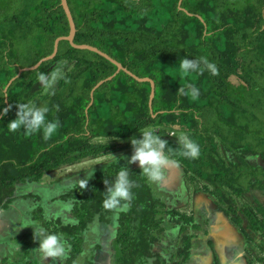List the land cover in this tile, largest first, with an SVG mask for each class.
I'll use <instances>...</instances> for the list:
<instances>
[{"label":"trees","instance_id":"obj_1","mask_svg":"<svg viewBox=\"0 0 264 264\" xmlns=\"http://www.w3.org/2000/svg\"><path fill=\"white\" fill-rule=\"evenodd\" d=\"M4 2L0 0V13L6 10ZM25 2L28 18L17 11L8 19L6 30L0 29V107L11 105L6 113H0V208L6 209L13 201L17 185L39 182L45 174L64 165L112 148L110 144L93 143L95 138L126 139L145 128L161 127L185 132L198 144L199 155L195 158L179 154L182 149L177 139L167 141L164 150L186 175L205 182L204 189L227 215L237 213L233 223L244 236L249 237L239 212L251 231L264 233V203L254 210L247 206L243 213L234 207L230 194L241 195L251 188L264 190V167L259 170L246 158L249 154L262 158L259 150H264L260 127L252 125L264 110V0H182L180 6L179 0H68L77 30L75 43L97 47L136 76L151 78L155 84L151 106L150 82H140L124 71L92 95L94 86L114 75L117 67L95 52L72 47L68 41L59 43L53 59L22 72L5 92L19 69L49 56L55 40L67 36L70 30L61 0ZM201 56L216 65L217 74L205 69L181 77L179 60ZM62 63L73 66L51 86L52 94L44 95L37 73L47 75ZM232 75L245 85H234L229 80ZM190 84L199 89L196 100L177 91L179 86ZM28 102L46 105V119L59 122L56 133L47 140L41 131L29 136H24L22 128L8 131L6 124L16 116V103ZM228 134L239 138L227 142L223 138ZM251 135L257 136L255 142ZM216 138L226 151L224 157L219 155ZM120 167L110 163L105 175L95 174L96 180L86 182L84 187L83 182L74 186L62 198H74L75 211L100 214L106 222L101 212L111 209L103 206V200ZM128 173L131 199L126 202L128 210L119 218L115 243L122 252L116 264H135L138 257L150 254L148 243L155 237L149 233L161 226L157 208H165L153 196L144 174L137 170ZM246 174L250 183L237 187ZM94 209L99 212L94 213ZM33 211L35 220L50 233L68 238L91 222L84 215L79 218L80 228L63 225L59 219L47 221L41 207ZM167 213L186 223L193 222L192 216L177 210ZM79 237L77 243L71 240L74 257L82 248L79 244L83 239ZM38 238L33 231L16 236L22 242L23 260L19 264H33V246ZM185 240L177 264H185L190 258L192 236H185ZM157 258L154 264H160ZM257 260L264 262V257ZM68 264L74 262L69 259Z\"/></svg>","mask_w":264,"mask_h":264},{"label":"rangeland","instance_id":"obj_2","mask_svg":"<svg viewBox=\"0 0 264 264\" xmlns=\"http://www.w3.org/2000/svg\"><path fill=\"white\" fill-rule=\"evenodd\" d=\"M4 1L5 2L3 6L6 8V10L3 13H0V29L4 30L5 27H8L7 26L8 19H10L11 15L13 13H16L17 11H18L19 16H24L28 18V13L26 12L28 7H27V3L25 2V0L24 1L23 0H4ZM255 63L256 65L259 64L258 61H256ZM72 66H73V63H62L60 66V70L64 73L70 70ZM261 72L264 73V70H262ZM261 77L264 82V75H262ZM229 80L234 85H237V86L245 85L244 82L235 75H232ZM55 84L56 82L52 86H54ZM43 93L44 95L47 94V92L45 91ZM258 114H259V118L257 122L253 123L252 125L257 128L260 127V133H261L260 135L261 136L263 135L264 137V110L260 111ZM150 128L155 129L156 134L159 135L160 139L165 142L168 141L169 139L178 140L180 133H184L186 135L185 132H182L180 130L172 131L169 128H161V127L160 128L150 127ZM140 135H141L140 132H138V133H135L132 137L140 138ZM234 138H239V137L236 135L233 136V135L228 134L223 138V140L228 142ZM250 138L253 141L255 138H257V136L251 135ZM216 141L219 143V155L221 157H224L226 151L224 150L223 145H221L219 139L216 138ZM92 142L95 144H100V143L110 144L112 145V148L105 152L100 153L99 155L83 159L82 161L78 163L64 165L50 173L45 174L39 182L35 181L32 183H22V184L17 185V193L15 197L13 198V201L6 208L5 212L4 211L0 212V241H2V239L4 238L3 242L0 243L1 245L6 242H12L13 245H10V247L13 246V249L11 250L16 249V254H18V256L20 257V255L23 254V252L19 254L20 252L19 247H20V244L22 247V242L15 240L16 234H19L25 231L30 232L32 230H38L39 232L38 231L37 232L40 234L41 229L44 231L45 234L49 233L48 231L43 229L41 226L39 227L40 225L39 221L35 220L33 216L32 207L34 208L38 199H42V202L44 204L43 205L44 215L48 216V218L61 220V223L63 225L64 224H75L77 223L79 218H83L84 215L88 217L89 221L90 220L94 221L96 219L95 216H91L89 212H86L84 209H82L81 211H75L74 206L72 209V204L70 201H65L66 203H62L64 202V200H62L61 202L59 200L60 199L59 196L60 195L62 196L68 190L84 182L85 180L86 182L90 180H94L95 174L97 173H101L105 175L107 173V168L109 167L110 163L120 164L122 165V168H125L127 171L137 170L138 172L142 173L141 168L138 165V162H129L128 160V157H130L133 152V145L130 143V138L123 139V138L101 137V138H95ZM259 143H262V141ZM259 151L260 153H263L262 158H260V155L253 156L250 154L247 155V157H248V160H250V162L252 163V165L257 166L259 170L263 171V169H260V167H264V150L261 149ZM177 163L176 165L180 166L179 163L178 164ZM169 167H170L171 172H175V170L172 168L171 165ZM162 171H163V175L159 181H148V186L151 188L152 194L155 198H158V195H155L157 194L156 193L157 190L158 189L162 190L161 188L162 185L163 184L165 185L166 179L169 178L170 172L168 171L165 165L162 167ZM89 174L91 175L88 176ZM249 177H250L249 174H246L245 179L243 180L240 179V181L237 182V187L243 183L246 185L249 184L250 183ZM204 185H206L205 182L198 180V179H193L190 174L184 175L181 173V176L179 175L177 179L172 181L171 190L169 191V193L171 195H174L177 193L178 196L182 197L181 191L179 189L182 187V190H183L182 194H186V192H191L190 194L192 195V198L194 200L195 197H193V195L195 194V191H197L198 188ZM176 188L179 190L176 191L175 190ZM224 188L226 187L224 186ZM230 194H231L232 199L235 201L233 202L234 207H236L238 210H241V212L243 213L247 209V206L250 207V209L254 210L257 204L264 203V190L251 188L249 191L241 195H235L234 193H231V192ZM215 199L216 198H214V200ZM218 200L220 199L218 198ZM170 203L172 204V202ZM166 205L168 207L170 206L168 203H166ZM173 207H176V205H173ZM178 207L182 208L179 210H184V209L197 210L194 205H191V206L189 204L186 205L185 200L180 202ZM224 207L226 206L224 205ZM219 208L221 207L219 206ZM157 209H159V213L156 215V218L157 219L161 218L160 219L161 220L160 229L150 231L149 234L155 237V241L151 240V242L148 243V245L151 248L150 254L149 255L143 254L142 256L138 257L135 261V264H154V261L156 260L158 256L159 257L157 258V260L160 261V264H177L179 261L178 251L179 249L184 247L186 243L185 236L187 235L192 236V238L195 237V239L192 240L191 242L192 244H191V250H190V252L192 250H195L194 255L199 256L198 259H196L195 256H191L193 257V259H195V261L205 262V259L208 257V255L212 259L215 251H214V248H210L206 242L207 236L204 232L205 230L204 228H201V230L197 231L196 229H193V224L186 223L182 221L181 219H179L178 217L168 214L167 212L170 209H166V208L165 209L157 208ZM127 210H128V207H127ZM126 211L120 212L117 210H113L111 212L112 214L109 216L106 211H102L101 218L105 215V219L107 223H102V228H103L102 233H101V227H99V230H100L98 232L99 240H97V242H100L101 244V241H100L101 236L103 235V233H105V231H107L105 230L106 228L104 227L109 228L114 223V225L116 224L117 228H119L120 221L118 218L120 217V214L122 212H126ZM93 212L96 213L99 211L94 209ZM190 212L191 211H186V212L183 211V213L186 214L187 216H190V214H192V212L191 213ZM240 214L241 215L239 216L243 218L242 226L246 228L245 231L248 233L249 237H245L244 234L240 231V229L235 227V226H238V224L234 222L236 236L235 235L233 236L232 233L231 232L230 233L233 236V238H236L237 241L234 240V243L230 246L229 249H226L223 255L225 257L234 256L233 258H237V259L244 258L245 263H249V264H264V262L257 260L259 257H264V233H254L253 231H251L248 227L247 220L244 218L242 213ZM236 216H237V213H236ZM236 216L235 214L233 216V214L230 213L227 216V218L229 221L231 220L233 222V217L235 218ZM197 221L199 222L203 220L196 219L195 221L196 224H197ZM202 224L204 223L202 222ZM134 225H136V223H134ZM181 228H185V229L182 231ZM70 232L72 234L74 233L72 231ZM196 232H199V233H196ZM224 232L228 234L226 230ZM116 233L117 231L115 232V230H113V234L111 235L115 237ZM58 235L61 237L63 241L64 252L60 256L51 257V256H45L42 252H40L39 249H37V252H36L37 263L36 264H62L63 262H65L64 258L66 257V254L69 250V245L67 243L71 242V240L70 238H68L62 233H59ZM71 237L76 240V243L77 241H79V237L77 235H74ZM227 244L228 243H225L224 245L227 246ZM4 245L9 246V244H3V246ZM196 245L198 247L194 248V246ZM104 249L105 251L103 252V256L107 257L108 258L107 260H109V262L107 263L116 264V259L120 256L122 251L120 249V245L114 243V238L108 239L107 246H104L103 248H101V250L99 249L95 250L96 254H94L92 257L89 252L84 258L85 263H86V258H87V262L89 264H93L92 261L94 260V257H97V251H102ZM28 257H30V255ZM90 259H92L91 262H90ZM13 260H14L13 263L15 262L14 264H19L18 262H21L23 259L17 260L13 258ZM190 260L191 258L185 261V264H195L193 260L191 261ZM81 262L83 263V261ZM5 264H12V263H10V261L7 260ZM210 264H213V262H210Z\"/></svg>","mask_w":264,"mask_h":264},{"label":"clouds","instance_id":"obj_3","mask_svg":"<svg viewBox=\"0 0 264 264\" xmlns=\"http://www.w3.org/2000/svg\"><path fill=\"white\" fill-rule=\"evenodd\" d=\"M177 67L181 77L190 75L194 72H203L205 69H207L212 75L217 74L216 65L204 56H201L198 59L196 58L195 60L181 58ZM62 76L63 72L59 67H56L47 73V75L44 72H38L36 79L41 83L43 90L51 95L52 92L49 91V89L55 81ZM177 91L180 95L189 96L192 100H196L199 95V89L191 84L184 87L179 86ZM16 106L17 111L15 118L9 120L6 124L9 132H14L22 128L24 136H29L37 131H41L43 139L45 140L56 133L59 127V122L55 119H46V114L49 112L46 105L36 106L32 102H28L16 103ZM9 108H11V105L0 107V113H6ZM139 132L141 134L140 138L130 137V143L133 145V152L131 156L128 157V160L129 162H138L141 172L149 181H159L163 175L162 167L166 165L169 160L168 156L165 155L164 150L166 142L161 140L159 135L156 134L155 129L150 127ZM178 142L182 149L179 153L180 155L188 158H195L199 155L198 144L189 139L184 133L179 134ZM246 158L248 159L247 156ZM105 183L107 184V181H105ZM85 184L86 180L81 184V187H84ZM131 187L132 182L129 180L128 171L125 168L120 167L116 172L111 185L107 188L105 199L103 200V206L106 209L126 211L128 207L126 202L131 199ZM22 233L27 232H21L15 236ZM38 240V249L45 256L57 257L64 252L63 241L56 233L45 234L41 229L40 238H38Z\"/></svg>","mask_w":264,"mask_h":264},{"label":"crops","instance_id":"obj_4","mask_svg":"<svg viewBox=\"0 0 264 264\" xmlns=\"http://www.w3.org/2000/svg\"><path fill=\"white\" fill-rule=\"evenodd\" d=\"M168 162L169 163H167L165 166L167 167L168 171L170 172L169 178L166 179L165 185L164 184L162 185V187H161L162 190L158 189L156 192L157 194H155V195H158V199L163 201L166 209H170V210L182 209V208H179L178 206H179L180 202H182L183 200L186 201V205H188V204L190 206L194 205L197 210L184 209V210H179V211H181L182 213H183V211H185V212L191 211L192 212V214H190V216L193 217V222H192L193 229H196L197 231H199V230H201V228H204L205 229L204 232L207 236L206 242L209 245V247L214 248V251H215V253L213 254V257L211 256L212 259L208 255V257L205 259V262H202V261H195V259H193V257H191V256H195L194 255L195 250H192L190 252L191 260H193L195 262V264H204V263L210 264V262H213V264H220V263L221 264L222 263L223 264H249V263H245L244 258L237 259V258H233L234 256L225 257L223 255V253L226 251V249H229L230 246L234 243V240H236V238H233L234 235L236 236V232H235L236 230L234 228L235 225L231 220L230 221L228 220V218H227L228 215L221 208H219L220 205L216 204L217 201H216V199L214 200L215 197L212 198L213 196L209 192H207L206 189H204V186H201L200 188L197 189V191H195V194L193 195V197H195L194 200L192 198V195L190 194L191 192H186V194H182L183 193L182 187L179 188L181 191L182 197L178 196L177 193L174 195H171L169 193V191L171 190L172 181L177 179L179 175L181 176V173L184 175L186 173L183 172V170L181 169L180 166L176 165L177 162L175 160H173L172 162L168 160ZM170 165L175 170V172L170 171V167H169ZM177 188H178V186H177ZM177 188L175 189L176 191L179 190ZM170 202H172V204ZM166 203H168L170 206L168 207L166 205ZM173 205H176V207H173ZM165 208H163V209H165ZM0 212H2V209H0ZM196 219L203 220V221H199V222L197 221V224H196V222H195ZM202 222L204 224H202ZM194 226H196V227H194ZM235 227L238 228L237 226H235ZM101 228H102V225H101ZM225 230L227 231L228 234H226L224 232ZM230 232L232 233L233 236L231 235ZM109 233L113 234L111 232H109ZM196 233H199V232H196ZM104 234L106 236H104ZM3 237H5V236H3ZM110 238H114V237L112 235H107V233H103L100 241H101V243L104 244V246H107L108 239H110ZM3 239H2V241H0V243L3 242ZM194 239H195V237L192 238V240H194ZM192 240H191V242H192ZM98 243H100V242H98ZM225 243H228L227 246L224 245ZM3 244H9V246L8 245L3 246ZM3 244L2 245L0 244V260H1L0 264H2V263L5 264L7 262V260L10 261V263L14 264L15 262L13 263V261H14L13 258H15L17 260L23 259V254L20 255V257H19L18 254H16V249L11 250V249H13V246L10 247V245H13L12 242H6ZM197 247H198L197 245L194 246V248H197ZM21 248L22 247L20 244L19 254L22 253ZM190 250H191V248H190ZM104 251L103 250L97 251V253L102 254ZM195 258L198 259L199 256L196 255ZM107 259H108L107 257H104L102 255L100 263L101 264H108V263H106V262H109V260H107ZM97 262H99V261H97Z\"/></svg>","mask_w":264,"mask_h":264},{"label":"flooded vegetation","instance_id":"obj_5","mask_svg":"<svg viewBox=\"0 0 264 264\" xmlns=\"http://www.w3.org/2000/svg\"><path fill=\"white\" fill-rule=\"evenodd\" d=\"M171 139H169L168 141H170ZM167 142V141H166ZM172 160H174V159H172V158H170L169 157V161H172ZM176 161V160H175ZM177 162V161H176ZM180 165V164H179ZM181 167V166H180ZM182 169V168H181ZM184 172V171H183ZM91 181V180H90ZM16 193H17V188H16ZM15 193V194H16ZM66 194V193H65ZM65 194H63V195H65ZM59 200L62 202V200H64V202H62V203H66L65 201H70L71 202V204H72V209H73V206H74V198L73 199H64V198H62V196L60 195L59 196ZM61 202H59V203H61ZM68 203V202H67ZM43 202H42V199H38L37 200V202H36V205L34 206V208L32 207V209L34 210L35 208H37V207H41L42 208V211H43ZM0 209H2V212L4 211H6V209H4V208H0ZM113 210H115V209H111L110 211H106V210H104V211H106L107 213H108V216L109 215H111L112 213V211ZM34 212V211H33ZM121 212V211H120ZM101 214H102V212H101ZM99 215L100 214H95L94 216L96 217V219L94 220V221H91V222H89V224L88 225H86V227L85 228H82V230H81V228L79 227V225H80V222H79V220L77 221V223H75V224H69V225H73V226H77V227H79L80 228V230H79V232H76L75 233V235H77L78 237L79 236H81V238L83 239V242L80 244V245H82L81 247V250L79 251V252H77V254L75 255V257L74 256H72V254L75 252V250H74V244H73V242H68L67 244L69 245V250H68V252H67V254H66V257L64 258L65 259V262H63L62 264H68V262H69V259H71L72 260V262H74V263H78V264H89L88 262H87V258H86V263H85V261H84V258H85V256L90 252V254H91V257L94 255V254H96L95 253V250H97V249H99V250H101V248H103L104 247V244L103 243H98L97 242V240H99V227H101V225H102V223H103V221L99 218ZM239 215H241L240 214V212H239ZM43 216L44 217H46V219H47V221L50 219V218H48V216H46V215H44V212H43ZM105 216V215H104ZM120 218V217H119ZM118 218V219H119ZM39 224H40V222H39ZM64 225H68V224H64ZM41 226V224L39 225V227ZM116 226V227H115ZM43 229H45L46 231H48L49 233H50V229H46V228H44L43 226H41ZM96 227V228H95ZM104 228H106L105 230H107V231H105V233L106 232H111V233H113V230H115V232L117 231V233H118V231H119V228H120V226H119V228H117V225L115 224L114 225V223H113V225L111 226V227H109V228H107V227H104ZM115 228H117V230L115 229ZM102 229L103 228H101V232H102ZM33 232H36L37 234H38V236H39V238H40V234L38 233L39 231L38 230H32ZM38 231V232H37ZM27 233H29V231H26ZM107 233V235H111L110 233ZM117 233H116V235H115V237H114V243H115V240H116V238H117ZM98 234V235H97ZM104 236H106L105 234H104ZM108 237V236H107ZM70 238V240H73L74 242H76V240L74 239V238H72V237H69ZM80 238V237H79ZM38 244H39V241L33 246V264H36L37 263V260H36V252H37V247H38ZM88 244V245H87ZM103 245V246H102ZM77 248H78V246L77 247H75V249L77 250ZM105 250V249H104ZM103 250V251H104ZM80 253V254H79ZM79 254V255H78ZM103 255V253L102 254H98L97 253V257H94V260L92 261L93 262V264H101L100 263V261H101V256ZM91 260L92 259H90V262H91ZM81 261H83V263L81 262ZM97 261H99V262H97ZM107 263V262H106Z\"/></svg>","mask_w":264,"mask_h":264},{"label":"water","instance_id":"obj_6","mask_svg":"<svg viewBox=\"0 0 264 264\" xmlns=\"http://www.w3.org/2000/svg\"><path fill=\"white\" fill-rule=\"evenodd\" d=\"M181 2L182 0H179V6L181 5ZM61 6L66 14V17H67V20H68V23H69V34L67 36H60L58 37L55 42H54V49H53V52L49 55V56H46L44 58H42L41 60H39L35 65L31 66V67H25V68H21L19 69L17 75L15 77H13L7 84L6 88H5V92L8 88V86L17 78L21 75L22 72L24 71H30V70H35L37 69L43 62L45 61H48V60H51L53 59L57 52H58V47H59V43L61 41H68L70 43V45L76 49H81V50H89V51H92V52H95L97 54H99L100 56L106 58L107 60L111 61L112 63H114L117 67V71L114 75L104 79V80H101L100 82H98L91 94L93 95V92L99 88L104 82L108 81V80H111L117 73H119L120 71H124L126 72L127 74H129L130 76L134 77L136 80L140 81V82H144V81H148L150 82L151 84V94H150V101H149V104L151 106L152 104V99L154 97V88H155V84H154V81L151 79V78H148V77H144V78H141V77H138L136 76L135 74H133L131 71H129L128 69H126L125 67H123V65L118 62L116 59L112 58L110 55H108L107 53L103 52L102 50L98 49L97 47H94L92 45H88V44H76L75 41H74V38H75V35H76V24H75V21H74V18H73V15H72V12H71V9L69 7V4H68V0H61ZM199 18L201 19V17L199 16ZM74 264H77V263H74Z\"/></svg>","mask_w":264,"mask_h":264},{"label":"bare ground","instance_id":"obj_7","mask_svg":"<svg viewBox=\"0 0 264 264\" xmlns=\"http://www.w3.org/2000/svg\"><path fill=\"white\" fill-rule=\"evenodd\" d=\"M116 229V228H115ZM107 241V240H106Z\"/></svg>","mask_w":264,"mask_h":264},{"label":"built area","instance_id":"obj_8","mask_svg":"<svg viewBox=\"0 0 264 264\" xmlns=\"http://www.w3.org/2000/svg\"><path fill=\"white\" fill-rule=\"evenodd\" d=\"M173 135V134H172Z\"/></svg>","mask_w":264,"mask_h":264}]
</instances>
